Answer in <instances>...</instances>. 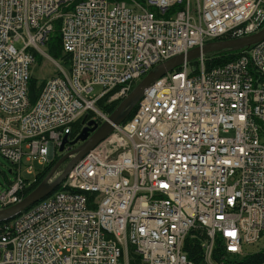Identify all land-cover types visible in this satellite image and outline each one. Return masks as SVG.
I'll return each mask as SVG.
<instances>
[{
	"label": "built area",
	"instance_id": "built-area-1",
	"mask_svg": "<svg viewBox=\"0 0 264 264\" xmlns=\"http://www.w3.org/2000/svg\"><path fill=\"white\" fill-rule=\"evenodd\" d=\"M56 19L68 69L44 48ZM263 24L264 0H0V154L16 172L0 208L22 199L33 164L47 165L83 114L106 119L97 102L108 93L123 99L160 62ZM37 55L58 69L30 103ZM178 68L60 188L0 222V264H193L188 236L205 264H223L260 239L264 39L222 65Z\"/></svg>",
	"mask_w": 264,
	"mask_h": 264
},
{
	"label": "water",
	"instance_id": "water-1",
	"mask_svg": "<svg viewBox=\"0 0 264 264\" xmlns=\"http://www.w3.org/2000/svg\"><path fill=\"white\" fill-rule=\"evenodd\" d=\"M264 39V25L258 31L221 40L208 41L202 46L194 47L188 50L186 53H182L173 56L163 62L152 67L143 78L133 87L128 95L121 100L116 108L107 116V118L98 124L95 120L85 121V125L77 134V136L69 141L67 135H64L59 145V151H64L65 144L74 145L80 142L75 148L71 149L67 153H64L58 161L52 166L48 174L43 180L25 197H23L18 203L9 207L0 209V222L8 220L15 215L25 211L31 207L34 203L42 200L54 191L61 181L68 174L69 170L92 148H94L99 142L106 138L116 126L121 124L135 104L140 99L143 91L154 81L161 78L165 74L171 72L175 68L179 67L183 63L190 62L195 59L202 58L204 55L213 52L222 51H238L247 48L253 44H256ZM68 159L67 164L60 173H57L58 167L65 160Z\"/></svg>",
	"mask_w": 264,
	"mask_h": 264
},
{
	"label": "trees",
	"instance_id": "trees-1",
	"mask_svg": "<svg viewBox=\"0 0 264 264\" xmlns=\"http://www.w3.org/2000/svg\"><path fill=\"white\" fill-rule=\"evenodd\" d=\"M59 28H60V19H57L54 22L53 30L50 34L49 40L45 44L46 47L48 48V51L46 52L53 59H58L61 61L63 65L68 66L69 57L62 49ZM240 52L241 51L238 50V51H222V52L208 53L203 56L204 66L206 68H211L214 66L222 65L230 60L235 59L239 55ZM40 60H42V57L37 55L36 61L39 62ZM189 64L193 66L194 68H196L198 65V60L196 59V60L190 61ZM177 69L179 68H176V70ZM143 76L144 74L140 77V79H142ZM45 81L46 79L37 80L32 76L30 77L29 82H28V99L30 103H34V101L37 99L40 93L41 87H43ZM136 83H133L132 87H134ZM111 93L112 92L108 93L104 98L100 99L97 102L98 109L101 112H104L106 114H110L116 108V106L120 103V101H114V102L107 103V98ZM135 109H136V106L132 109V111L130 112L126 120H128L133 115ZM85 115H87L88 118L92 117V113L90 112L86 113ZM82 117H80L78 120H76L71 125L70 132L68 133L67 136H69L70 138H74L76 134L80 131L81 126H82L81 124ZM58 158H59V155H55L49 161L47 165L39 168V170L36 171L35 181L31 183L29 187H26L24 189L23 193L21 194L22 197H25L27 194H29L43 180V178L48 174V172L50 171V169L52 168V166L54 165V163L57 161ZM9 164H10L9 171L13 175H16L13 165L11 163ZM28 178H30V176L23 177L25 181ZM10 184H12V181H8L5 179L4 185L8 187ZM184 251L187 255V258H189L193 264H205L202 258V249L200 246V240L198 238H190V236H188L185 240ZM214 254H215L214 258L217 260H220L221 256L225 254L222 248L219 247L218 241L214 248ZM225 257L226 258L223 264H260L262 261H264V247L255 253H248V254H244L240 256H231L229 254H226ZM129 264H139L138 258L135 257L129 262Z\"/></svg>",
	"mask_w": 264,
	"mask_h": 264
},
{
	"label": "rangeland",
	"instance_id": "rangeland-1",
	"mask_svg": "<svg viewBox=\"0 0 264 264\" xmlns=\"http://www.w3.org/2000/svg\"><path fill=\"white\" fill-rule=\"evenodd\" d=\"M192 8H195V2H192ZM45 50L48 51V48L45 45ZM55 61L64 69H68L67 66L63 65L60 60L55 59ZM58 67L52 63L50 60L47 58H42L39 62L36 61L34 65L31 67V76L34 77L37 80H44V79H49L53 76L56 75ZM42 88V87H41ZM97 89V88H96ZM61 155H59V158L57 161L60 159ZM56 163V162H55ZM54 163V164H55ZM67 162L61 163V165L58 167L57 172L60 173L62 169L65 167ZM35 173L41 166L37 165L36 163L33 164ZM10 164L7 162V160L0 154V191L5 188V179L8 181L15 182L16 178L15 175H13L9 171ZM24 175V172L22 173ZM264 247V233L261 235L260 239L250 245H247L244 248L245 254L248 253H255L261 250Z\"/></svg>",
	"mask_w": 264,
	"mask_h": 264
},
{
	"label": "flooded vegetation",
	"instance_id": "flooded-vegetation-1",
	"mask_svg": "<svg viewBox=\"0 0 264 264\" xmlns=\"http://www.w3.org/2000/svg\"><path fill=\"white\" fill-rule=\"evenodd\" d=\"M79 143H80V142H77V144H79ZM77 144H76V145H77ZM76 145H75V146H76ZM73 147H74V146H71L70 149H72Z\"/></svg>",
	"mask_w": 264,
	"mask_h": 264
},
{
	"label": "bare ground",
	"instance_id": "bare-ground-1",
	"mask_svg": "<svg viewBox=\"0 0 264 264\" xmlns=\"http://www.w3.org/2000/svg\"><path fill=\"white\" fill-rule=\"evenodd\" d=\"M133 88V87H132Z\"/></svg>",
	"mask_w": 264,
	"mask_h": 264
},
{
	"label": "crops",
	"instance_id": "crops-1",
	"mask_svg": "<svg viewBox=\"0 0 264 264\" xmlns=\"http://www.w3.org/2000/svg\"><path fill=\"white\" fill-rule=\"evenodd\" d=\"M6 187V186H5Z\"/></svg>",
	"mask_w": 264,
	"mask_h": 264
}]
</instances>
